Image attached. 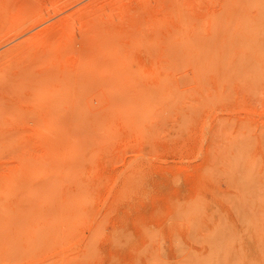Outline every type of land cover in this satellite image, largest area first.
Here are the masks:
<instances>
[{
    "label": "rangeland",
    "instance_id": "374dc122",
    "mask_svg": "<svg viewBox=\"0 0 264 264\" xmlns=\"http://www.w3.org/2000/svg\"><path fill=\"white\" fill-rule=\"evenodd\" d=\"M92 1L0 38V264H264V0Z\"/></svg>",
    "mask_w": 264,
    "mask_h": 264
},
{
    "label": "bare ground",
    "instance_id": "6f19581e",
    "mask_svg": "<svg viewBox=\"0 0 264 264\" xmlns=\"http://www.w3.org/2000/svg\"><path fill=\"white\" fill-rule=\"evenodd\" d=\"M25 1H26V0H24L22 7L20 6L22 10H21L19 7L17 8V10L20 9V10H18V12H17V10L15 9V7L13 8L14 5H13L12 7H11V6H9V7L7 6V8H10V7L12 8V9H11V8L8 9V12H9V10H10V11H11V10L14 11V9H15V12L17 13V14H16V13L13 14V15L11 16L12 18L8 17V18H10V19L12 20V21H9L10 19H7V16H9L10 13L8 14V12L6 11L7 9L5 8V6H3V5H6L5 3L3 4L4 1H3V0H0V4L2 5V6H0V9H1V8H4V10L6 9L5 11H4V10H0V16H1V15L3 16V17L1 16L3 19L0 17V18H1V20H0V26H1L2 24L7 25V26L2 25L3 27L1 26L0 36H2V35L4 34L6 37H8V39H5L6 37H5L4 35H3V37H0V38H2L1 41L4 40V42L2 41L3 43H5V42H7V41H9V40H11V39H13V38H15V36H18V33H19L20 35L23 34V30H22L21 24L23 25V29L26 28V27L29 26V25H30V27H28V28L31 29L33 26H36L38 23H43V21H42V22H39L38 19H40V21H41V20L44 18V16H45L46 13H47L46 15H48V17L45 16V18L49 20V17L52 18V14H53V16H54L55 13H59L60 11H62V10H64V9H66L67 7H69L70 5L75 4L77 1L79 2L80 0H75V1H74V0H71L70 2H73V3H71V4H70L69 0H67L69 4L66 3V2H67L66 0H65V2H64V0L62 1V3H65V4L60 3V2H59L60 0H56V1H55V0H54V1H53V0H44V1L41 2V3L43 4V6H44V4H45V6H44L45 9H46L48 6L51 7V8H48L49 10H48L47 12H46L47 9H46V10H45L44 8H43V9H42V8L40 9V8L38 7V5L40 4L39 1H42V0H38V1H37V0H36V1L33 0L34 3L36 2L35 5L33 4L32 0H31V1L28 0V1H26V3H25ZM29 1H30V4H29V6H28ZM45 1H48L47 3L50 2V3H49L50 5L47 4ZM99 1H101V0H98L97 2H99ZM103 1H104V2H103ZM108 1H110V3L112 2V5L115 3V2L113 3L114 0H113V1H112V0H108ZM121 1H122V0H118V3L120 4ZM1 2H2V3H1ZM31 2H32V3H31ZM74 2H75V3H74ZM92 2H95V3H96L95 0L92 1ZM90 3H91V2H90ZM90 3H89L88 5H90ZM95 3H91V4H93V7H94L93 9H94V10L97 9V11H99V12H101V11L104 12V9H107V8L110 7V6L108 7V5L105 4V3H106L105 0H102V5H101V2H100V3H96V4H95ZM26 4H27V5H26ZM66 4H68V5L66 6ZM98 4H99V5H98ZM104 4H105V5H104ZM108 4H109V3H108ZM119 4H117V5H119ZM31 5H32V7H31ZM33 5L39 8V10H40V12H39V17H41V14L43 15L42 12H43V10H44V16H43V18L41 17L42 19H41V18H37V17H38V14L36 15V13H38V9L36 10L37 12L35 13V16L33 15L34 17L31 15V13L33 14V12H35ZM46 5H48V6H46ZM63 5H64V6H63ZM103 5L105 6L104 9L102 8ZM106 5H107V7H106ZM109 5H110V4H109ZM112 5H111V6H112ZM117 5H116V3L114 4V8H115V9H116V8L118 9ZM40 6H41V5H40ZM43 6H41V7H43ZM59 6H60V8H61L60 10L58 9ZM62 6H63V7L66 6V7H65L64 9H62ZM91 6H92V5H91ZM95 6H96V7L98 6V8H96ZM26 7H27V8H26ZM82 7H84V8H82ZM82 7H81L80 9H79V8L76 9L75 12H77L78 10H80V11H78L77 13L81 12V13H82V14L80 13L81 16H84L83 13L86 12L85 14L88 16V18H87V16H86V18H85L86 20L83 19V18L80 16V14L78 15L77 13H76V17H78V18H76V17H75V12H74V11H73V12H72V11H69V12H70V15H68V12L65 14V15L67 16V19H68V20L66 19V16H65V17L62 16L61 18H59V20L61 19V20L63 21V22L61 21V24L64 23V20H63V19L65 18V19H66V20H65L66 24L64 23V24L60 25L59 20H58V22H56V21H57V20H56V21H55L56 23L53 22L54 24L52 23V24H49V25L47 26V27H48V28H47L48 30L50 29L51 31H54L53 34H52V35H53L52 37H51V36L48 37V33H49V35H50V33H51L50 30H49V31H45V32H47V34L44 33V32H43V34H40V33H42L41 30H40V32L38 31L39 34L41 35L40 37H38V36H39L38 32H36L34 35L31 34L29 37H27V38L25 39L26 42L23 40L25 43H24V42H23V44L20 43V45H21V46H20L21 49H20L19 46H17V45L14 46V47L12 48L13 50L18 51V52H16L17 54L14 53L15 51L12 52L13 50H11V49H10V51H11L12 53L9 52L11 55H10L9 53H8V54H9L13 59H14V57L17 58V57L20 56V55H21V57H22V55H23V56H31V55L33 56V54H34L35 52H36L35 55L37 54L36 57L33 56V57H35V58H46V57L48 58V57H49V54H50V55L52 54V56H53V53H52V51H51L52 48H49V47H50V46H53V47H54L55 44L57 45L58 42H60L61 40H64V39H65L64 36L67 37V35L69 34L68 32H70V31H68V30H71V28L73 27L75 31H74L73 29H72L71 31H72L74 34H76L75 32H77V34H80V33L78 32L79 29H78V31H76L77 29H75L74 25L76 24V22H77L78 20L81 21V18L83 19L82 21H84V22L81 21L82 23H84V26H81L82 23L80 22V27H81V28L83 27V28L85 29L84 33H87V34L90 33L89 31H90V29H91V34H92V35L88 34L89 36H88V35L86 36V37H88V39L90 38V36L94 39V37H97V34L100 35L102 31L104 32V30H105V29H104V26H105L106 30L108 29V28L106 27V25H105L106 23H105V19H104V17L106 18L107 16L109 17V16L111 15L110 13L113 12L111 7H110V8H111V11H110V8H109V10L107 9V11H106V13H105V14H106L105 16H104L103 14H99L98 17L96 16V14H95L94 12H93L92 14H91V13L89 14L88 11H90V9L87 11V7H85V5L82 6ZM100 7H101V8H100ZM112 7H113V6H112ZM30 8H31V9H30ZM32 8H33V9H32ZM114 8H113V10H115ZM26 9H27V10H26ZM28 9H30V10L33 11V12L28 11ZM35 9H36V8H35ZM83 9H84V10L86 9V11H84ZM98 9H99V10H98ZM102 9H103V10H102ZM117 9H116V10H117ZM41 10H42V11H41ZM57 10H58V12H56ZM81 10H82V11H81ZM21 11H26V12L28 11V12H27L28 14L31 12L29 15H30L31 17H33V18H32V19H33V20H32L33 23H31L30 20H29V21H30V22H29L28 20L25 19V18H27V17L30 19V16H27V17L23 18L22 21L19 20V18H22V16H21L20 13H23V14H24V12H21ZM91 11H92V10H91ZM108 11H109V13L107 14ZM26 12H25V14L28 15ZM45 12H46V13H45ZM53 12H54V13H53ZM6 13H7V14H6ZM40 13H41V14H40ZM51 13H52V14H51ZM73 13H74L73 18L75 17L76 19H78V20L75 22V24H72L73 21H75V20L72 21V15H73ZM3 14H6V16L3 15ZM19 14H20V15H19ZM23 14H22V15H23ZM55 15H56V14H55ZM93 15H95V16H93ZM101 15H103V16H101ZM16 16H17V17H16ZM68 16H70V17H68ZM90 16H93L94 19H97L96 22H95V24H93V23H94L93 17L90 18V19H92V20L90 21V19H89ZM99 16L102 17V18H100ZM4 17H5V18H4ZM15 17L18 18V21H17V19H16ZM23 17H24V15H23ZM63 17H64V18H63ZM84 17H85V16H84ZM34 18L37 19V24H35V25H34V21H35ZM45 18H44V19H45ZM70 18H71V19H70ZM75 18H74V19H75ZM98 18L100 19V21L98 20ZM44 19H43V20H44ZM69 19H70L71 21H69ZM88 19H89V21H88ZM101 19H102L103 21H101ZM13 20H14V21H13ZM48 20H45V22L48 21ZM8 21H9V22H8ZM15 21H16L17 23H16ZM23 21H24V24H25V23H27V24L24 25V24H23ZM25 21H26V22H25ZM68 21L70 22L71 25H73L72 27L70 26V24H69ZM79 21H78V24H79ZM86 21H87V22H86ZM2 22H3V23H2ZM4 22H5V23H4ZM11 22H12V25H15V23H16L17 26H16V25H15V26H12V25L10 24ZM89 22H91V23H89ZM92 22H93V23H92ZM103 22H104L105 24H104ZM6 23H7V24H6ZM8 23H9V24H8ZM13 23H14V24H13ZM20 23H21V24H20ZM30 23H31V24H30ZM35 23H36V21H35ZM85 23H86V24H85ZM96 23H97V24H96ZM102 23H103V25H102ZM18 24H20V26H19ZM32 24H33V25H32ZM56 24H57V25H56ZM68 24H69V26H68ZM92 24H93V25H92ZM9 25L12 26V28H14V30L12 29L11 32L8 31V33H7V35H6L5 33L7 32L8 29H10V28H8ZM26 25H27V26H26ZM51 25H52V26H51ZM53 25H54V26H53ZM55 25H56V26L59 25V26L56 27ZM66 25H67V27H69V29L67 28L68 30L65 29ZM82 25H83V24H82ZM98 25H99V26H98ZM4 26H5V27H4ZM64 26H65V27H64ZM75 26H76V25H75ZM78 26H79V25H77V27H78ZM86 26H87V27H86ZM94 26H95V27H94ZM102 26H103V27H102ZM52 27H55V28H52ZM61 27H62L63 29H62ZM88 27H92V28H89V29H88L89 31H87V28H88ZM93 27H94L95 29L98 28V30H97V29L95 30ZM6 28H7V29H6ZM28 28L24 29V32H26V30H27ZM44 28H45V27H44ZM44 28H43L42 30H44ZM51 28H52V29H51ZM59 28H60V30H59ZM78 28H79V27H78ZM81 28H80V30H81ZM99 28H100V29H99ZM102 28H103L104 30H103ZM5 29H6V30H5ZM29 29H28V30H29ZM45 29H46V28H45ZM47 29H46V30H47ZM61 29H62L63 31L66 30L67 33H66V32H63ZM84 29L81 30V34L78 35L79 37H80V36L82 37V35H83L82 32H83ZM4 30H5L6 32H5ZM18 30H19V31H18ZM58 30H59V31H58ZM106 30H105V31H106ZM2 31H3V33H2ZM21 31H22V32H21ZM55 31L58 32V35H57V33H56ZM96 31H97V34H95ZM100 31H101V32H100ZM4 32H5V33H4ZM12 32L15 33V34H13ZM20 32H21V33H20ZM62 32H63V34H64V33H65V34L63 35ZM59 33H60V34H59ZM9 34H11V35H9ZM44 34H46V35H44ZM61 34H62V35H61ZM8 35H9V36H8ZM32 35H33L35 38H34V37L31 38ZM36 35H37V36H36ZM55 35H56V37H55ZM93 35H95V36H93ZM10 36H11V37H10ZM42 36L45 37L46 40H45ZM57 36H58V37H57ZM83 36L85 37V35H83ZM4 37H5V38H4ZM36 37H37V38H36ZM47 37H48V39H47ZM61 37H62V38H61ZM86 37H85V40H87ZM3 38H4V39H3ZM9 38H11V39H9ZM30 38H31L32 40H34V39H36V40H34L33 42H29V41H31ZM38 38H39V39H38ZM51 38H52V39H53V38H56V40L54 39L55 41H58L59 38H61V39H59V41H58L57 43L53 42L54 40H51V41H52V42H51L52 44H51V43H49V40H50ZM63 38H64V39H63ZM27 39H28L29 41H28ZM37 39H38L39 41H38ZM42 39H43V40H42ZM79 39H80V38H79ZM5 40H6V41H5ZM47 40H48V41H47ZM82 40H83V39H82ZM89 40H90V42L92 41V39H89ZM27 41H28L29 43H33V44H29V43H27ZM35 42H36V44H35ZM41 42H43V43H41ZM45 42H46V43H45ZM47 42L50 44V46L47 44ZM80 42H82L81 39H80ZM84 42H85V41H84ZM84 42H82V43H84ZM87 42H89V41L87 40ZM0 43H1V42H0ZM26 43H27V44H26ZM39 43H41L40 45H41L42 47L45 46V45L47 44V45H46V46H47L46 48L50 49L49 51H51V52H49L48 49H45V47L42 48L41 46H36V45L39 44ZM44 43H45V44H44ZM24 44H25V45H24ZM28 44H29V45H28ZM34 44H35V45H34ZM43 44H44V45H43ZM22 45H23L24 47H22ZM30 45H31V47H34V48L36 49V51H34L35 49L32 50L33 48L31 49ZM25 46H28V48L26 49ZM35 46H36V47H35ZM40 47H41V48H40ZM15 48H16V49L19 48V49L16 50ZM24 48L26 49L27 53L25 52ZM39 48H40V50H39ZM28 49H29V50H28ZM37 49H38V51H37ZM41 49H42L44 52L46 51L47 53L45 52L46 54H43ZM44 49H45V50H44ZM20 50H22V52H21ZM40 51H41V53H40ZM7 52H8V51H6V53H7ZM37 52H39V53H37ZM13 53H14V55H13ZM28 53H30V54H28ZM31 53H32V54H31ZM1 54H2V53H1ZM1 54H0V56H1ZM15 54H16V55L19 54V55L16 56ZM25 54H26V55H25ZM38 54H39V55H38ZM6 55H7V54H6ZM46 55H47V56H46ZM45 56H46V57H45ZM1 57H3V56H1ZM4 57H5V55H4ZM11 57H10V59H12ZM49 58H51V56H50ZM0 59H1V58H0ZM6 59H7V61H8V57H7ZM10 59H9V60H10ZM7 61H6V62H7ZM6 62H5V63H6ZM8 62H11V64H12V62H15V60H14V61H13V60H12V61H8ZM8 62H7V63H8ZM7 63H6V64H7ZM9 65H10V63H9ZM4 69H6V68H4Z\"/></svg>",
    "mask_w": 264,
    "mask_h": 264
}]
</instances>
